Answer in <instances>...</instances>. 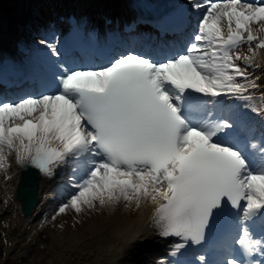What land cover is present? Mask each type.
Returning a JSON list of instances; mask_svg holds the SVG:
<instances>
[{
	"label": "snow or ice",
	"instance_id": "snow-or-ice-1",
	"mask_svg": "<svg viewBox=\"0 0 264 264\" xmlns=\"http://www.w3.org/2000/svg\"><path fill=\"white\" fill-rule=\"evenodd\" d=\"M189 3L202 14L181 54L156 61L127 53L92 70L59 65L55 92L0 102V171L7 170L12 153L18 165L45 176L67 158L83 157V175L59 213L97 203L139 208L151 202L158 234L183 241L173 254L186 243L200 244L217 218L229 216L235 245L260 259L233 256L224 264H264V144L230 135L227 119L197 120L191 114L205 103L196 107L193 93L246 99L248 88L256 87L233 52L253 41L264 49L250 27L264 28V3ZM40 43L59 56L52 44ZM244 60L251 66L252 57Z\"/></svg>",
	"mask_w": 264,
	"mask_h": 264
},
{
	"label": "bare ground",
	"instance_id": "bare-ground-1",
	"mask_svg": "<svg viewBox=\"0 0 264 264\" xmlns=\"http://www.w3.org/2000/svg\"><path fill=\"white\" fill-rule=\"evenodd\" d=\"M47 2V0H45ZM42 2V3H45ZM51 4L63 8V10L72 11L76 16L84 18L81 9L86 6L87 1L95 4L92 9L93 13L101 9V13H108L106 7L113 5L122 9L127 0H48ZM67 2L75 7L71 10L67 7ZM128 3V2H127ZM123 15V14H122ZM112 17V14H111ZM93 25V24H92ZM92 25L88 28V41H96ZM93 35V37H92ZM2 41V38H0ZM23 47L28 48V56L35 65H41L42 75H51V61H43L44 57L40 49L28 40L21 42ZM168 50V47L165 48ZM51 60L56 61L53 57ZM47 72H45V67ZM4 98V97H3ZM1 98L0 100H2ZM231 104V109L234 108ZM17 169L15 170V172ZM16 175V174H15ZM15 175L5 184L7 186L6 192L11 195V188L14 183ZM44 188L48 187V182L42 180ZM74 184V183H73ZM70 191H76L73 187ZM2 188L0 187V196L2 195ZM70 191L60 192L57 195L64 197ZM151 202L142 203L139 208L135 206L125 207L122 203H118L115 207L107 211H101L99 216H92V213H85L79 222H73L72 226H65L67 221H63V229L56 231L50 236L51 247L48 249L50 258L62 262L68 260L73 255H76L82 264H152L161 258L163 251L168 250L165 243L156 239L148 228L149 217L145 211H151ZM42 204H37L31 215L28 218H21L17 214V204L12 201V205L7 206L0 199V212L7 214L6 218L11 229H16L17 235L13 237L18 243L25 237H33L41 230L46 213H50L53 209L48 203L45 204L44 210L36 218H31L32 214L41 208ZM13 211L15 215H10ZM144 239L141 243H139ZM30 240V241H31ZM30 241L27 243V248L30 246ZM171 247V246H169ZM96 252H93L92 249ZM55 255V257L53 256Z\"/></svg>",
	"mask_w": 264,
	"mask_h": 264
},
{
	"label": "rangeland",
	"instance_id": "rangeland-1",
	"mask_svg": "<svg viewBox=\"0 0 264 264\" xmlns=\"http://www.w3.org/2000/svg\"><path fill=\"white\" fill-rule=\"evenodd\" d=\"M36 1L38 0H6L5 6L7 8L15 6L16 10L20 12L21 14H23V13H27L28 9L31 8L32 5H34ZM6 19H7V22L9 23L7 25V27L9 28V31H13L15 25L13 23L12 15L8 13L6 15ZM38 246L41 247L40 244H38ZM38 256L39 255L36 254L34 257L37 258Z\"/></svg>",
	"mask_w": 264,
	"mask_h": 264
}]
</instances>
